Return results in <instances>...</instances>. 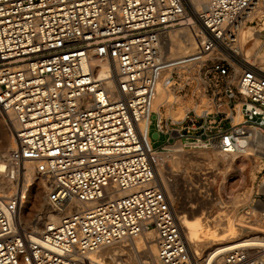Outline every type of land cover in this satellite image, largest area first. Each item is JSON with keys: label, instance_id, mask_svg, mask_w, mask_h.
<instances>
[{"label": "built area", "instance_id": "built-area-1", "mask_svg": "<svg viewBox=\"0 0 264 264\" xmlns=\"http://www.w3.org/2000/svg\"><path fill=\"white\" fill-rule=\"evenodd\" d=\"M186 25L200 48L160 80L163 38ZM0 111L14 137L0 173L16 187L0 194V264H89L149 232L158 264H264L243 244L193 252L155 171L159 151L264 144V0H0ZM27 165L58 215L36 231L18 221Z\"/></svg>", "mask_w": 264, "mask_h": 264}, {"label": "bare ground", "instance_id": "bare-ground-1", "mask_svg": "<svg viewBox=\"0 0 264 264\" xmlns=\"http://www.w3.org/2000/svg\"><path fill=\"white\" fill-rule=\"evenodd\" d=\"M203 1L204 0H193L197 8ZM200 34H201L200 30L196 25L179 26L167 32V34L163 38L162 46L160 50L162 58H163V62H164V69L161 73L160 80L164 78L167 70L170 67L186 65L191 62V57L194 54H196L200 48V44H201ZM100 64L103 65L104 68L107 67L105 63H100ZM163 96H164L163 86H158L155 99L153 100V107L157 105L158 101H160L163 98ZM0 112L4 115L2 111ZM8 124L10 127V123ZM11 134H12L11 144L8 142V140H5L3 144L0 146V170L3 165V160L6 157L8 151L14 146V137H13L12 129H11ZM262 151H264V144L259 143L257 144V146H247L243 148L238 154H228L227 155V154H220L215 151H209V152H211L212 154H215L216 156H220L219 157L220 160L226 163V165L224 164V166H226V169L234 166V168L237 171L236 173H238L239 169H242L249 164H253L254 161H256L258 157L264 158L262 157ZM182 153H187V152H179V151L161 152L159 151L155 154V157H156V166H155L156 170L155 171H156L157 178L162 184V187L166 195L168 196L169 200L172 203H173V199L170 196L171 195L170 186L167 187L165 182L160 179L159 172L157 169H158L159 163H162L164 159H175V157H177L178 155ZM194 153H208V151H200V152H194ZM187 154H193V153H187ZM193 157L197 159L199 156L194 155ZM220 160H217V161H220ZM217 163L215 165H217ZM200 165L202 166V164ZM254 167H256V164H254ZM262 167H264V165H261L260 170L262 169ZM24 173H25V177H24L22 189L26 195H25L24 200L22 201L21 207L18 212V221L19 223H23L24 227H26L25 225H29L30 227L29 229L36 231L40 229V226L42 227L46 219H52L55 221L57 220L58 215L52 212V209L47 205V202H46V191H47L46 178L44 176L35 174L33 172L32 165H27L25 167ZM221 174H222V179H223V181L221 182V187L226 192V196H225L226 200H233V201H237L238 203V200H237L238 198L234 196L235 191L234 189L231 188L232 183L229 184V181H228L232 176L229 175L227 172H224ZM243 182H244V177L239 173L238 181H237V185H238L237 188L239 186H243ZM15 189H16L15 185H12V183L8 180V178L4 177L0 173V194L5 195L6 193H12L15 191ZM25 205L26 206L29 205V208L26 214L22 215V212L25 213L24 212L25 210L24 211H21V210L23 209V206ZM40 209H44L45 211L39 215V218L38 216H36L37 219L32 220L31 218L32 215L34 216L38 215V212H39L38 210ZM252 211L253 210H250L249 213H252ZM188 214H185L183 211L176 212V215L179 219V223L183 229L185 238L190 243L191 250L195 253L200 252L201 251L200 249L202 248H207L213 245H218L219 247H226L228 249H231L238 245L243 244L245 246H248L249 248L264 250V235L260 236V233L264 234V229H260L257 231L255 230L251 232V230L253 229H250V227L249 228H242V227L239 228L238 227L239 229L235 230L234 225L230 223L231 221H229L228 219H225L217 223L218 229H220V231H216V229H213L209 223L204 221V218L202 215H195V216L191 215L190 216ZM261 214H262V219H260L261 224L264 225V212H261ZM42 221H43V224H42ZM245 222L246 223L250 222V220H247ZM244 225H247V224L243 223V221H241L239 224V226H244ZM217 226H214V227H217ZM246 231H250V233H245ZM240 234H244L243 236H247V237L249 236V234H254V235L253 237H250V238L239 239L240 241L238 242H233V243L231 242L230 244H225V241H224V245L220 244L222 243L223 240H230V239L236 238V236ZM243 236L241 235V237ZM132 245H134L136 250L141 253L140 255L144 259L143 261L144 264H158L157 246L155 243L154 235L151 232L140 233L133 238H125L117 242H112L111 244L107 246H103L97 249L96 251L89 254L88 256L89 264H123L124 262L123 256H126L128 252L133 250ZM127 263L125 262V264Z\"/></svg>", "mask_w": 264, "mask_h": 264}, {"label": "rangeland", "instance_id": "rangeland-1", "mask_svg": "<svg viewBox=\"0 0 264 264\" xmlns=\"http://www.w3.org/2000/svg\"><path fill=\"white\" fill-rule=\"evenodd\" d=\"M0 114L1 146L5 140H8L11 144L12 134L7 118L1 112ZM147 134L146 142L150 148H158L166 141V137L164 135H155L153 126H150ZM192 155H198L199 157L196 159ZM219 157L220 156H216L209 151L208 153H182L175 157V159H164L162 163H159L157 169L159 177L165 182L167 187L170 186V196L173 199L175 211H183L185 214L189 213L188 215L190 216L202 215L204 221L209 223L213 229H216V231H220L217 223L225 219L231 221L230 223L234 225L235 230H238L241 227H250V229H253L251 232L264 229V225L261 224L260 220L262 219V214L259 210L260 203L258 197L260 193H264V186L258 187V184L264 180V169L260 170L261 165H264V158L258 157L253 164H249L246 167L239 169L238 173H236L237 171L234 166L226 169V166H224L226 163L221 161ZM262 157H264V154H262ZM199 163L202 164V166ZM216 163L217 165H215ZM254 164H256V167H254ZM224 172H227L232 176L228 181L229 184L232 183L231 188L235 191L234 196L238 198V203L237 201L226 200V192L221 187V182L223 181L221 173ZM239 173L244 177V182L243 186H239L237 188ZM28 208L29 205L23 206L21 211L25 210V213L22 212V215L26 214ZM250 210H253L252 213H249ZM38 211V215H32V220L37 219L36 216L39 218V215L45 210L40 209ZM247 220H250V222L246 223L245 221ZM241 221L247 225L239 226ZM21 224L22 226L24 225L23 223ZM25 226L26 227L24 228L26 229L30 228L29 225ZM245 233H250V231H246ZM241 235L243 236L244 234H240L236 236V238L230 240H223L220 244L224 245V241L225 244L238 242L240 241L239 239L250 238L253 237L254 234H249L248 237H241ZM262 235L264 234L260 233V236ZM132 246L133 250L128 252L126 256H123V264H125V262H128L127 264H144V259L140 255L141 253L136 250L134 245ZM203 249L205 248L200 250Z\"/></svg>", "mask_w": 264, "mask_h": 264}]
</instances>
